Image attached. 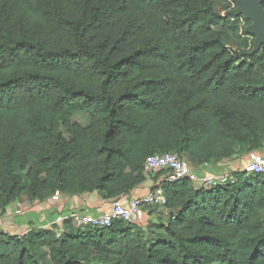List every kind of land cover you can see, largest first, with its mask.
<instances>
[{"label": "trees", "instance_id": "16d2710c", "mask_svg": "<svg viewBox=\"0 0 264 264\" xmlns=\"http://www.w3.org/2000/svg\"><path fill=\"white\" fill-rule=\"evenodd\" d=\"M251 24L211 0H0V214L23 196L124 197L156 154L215 166L261 150L264 44ZM232 175L212 190L161 181L163 237L65 220L0 231V264H264V173Z\"/></svg>", "mask_w": 264, "mask_h": 264}, {"label": "crops", "instance_id": "0c3cea01", "mask_svg": "<svg viewBox=\"0 0 264 264\" xmlns=\"http://www.w3.org/2000/svg\"><path fill=\"white\" fill-rule=\"evenodd\" d=\"M260 158L264 160V147L257 151L250 153L248 155H235L231 159L224 160L223 162L211 166V165H201L197 166L194 163H190L191 167L199 175H222L225 173H249L250 163L255 159ZM163 181V174L155 176L154 174L147 177L144 185L133 189L130 191L124 200H130L134 198H139L146 195L152 189L158 187L160 182ZM108 200H105L97 192L79 196H64L62 194H57L51 198L46 203H42L41 209L34 205H31L26 197H22L18 202L11 204L3 214H0V230L8 231L12 234L20 235L27 231L31 227L39 228H49L53 225V220L58 215H63L66 217L71 211H78L83 214H89L92 216L100 215L106 211L109 206ZM153 208H148L146 212H140L139 223L137 225L145 227L144 222L155 218L154 213H152ZM42 211V213H39ZM166 214L169 212L162 209Z\"/></svg>", "mask_w": 264, "mask_h": 264}, {"label": "built area", "instance_id": "2783aa9c", "mask_svg": "<svg viewBox=\"0 0 264 264\" xmlns=\"http://www.w3.org/2000/svg\"><path fill=\"white\" fill-rule=\"evenodd\" d=\"M160 171H166V174L163 175V181L165 182L173 183L186 179L194 186L206 190L224 187L235 182L232 173L199 175L186 159H180L172 153L156 154L146 158L143 164L144 174H154ZM249 172L264 173V160L255 158L250 163ZM125 197L110 201L106 211L100 215L92 216L78 211H71L66 217L63 215L56 216L53 225L61 227L65 220L72 221L74 228L81 230L108 228L118 221L139 225V215L142 208L160 207L163 209L166 204L164 193L158 187L139 198L124 200ZM61 231L63 230H59L58 235Z\"/></svg>", "mask_w": 264, "mask_h": 264}, {"label": "rangeland", "instance_id": "374dc122", "mask_svg": "<svg viewBox=\"0 0 264 264\" xmlns=\"http://www.w3.org/2000/svg\"><path fill=\"white\" fill-rule=\"evenodd\" d=\"M211 1L214 5L215 10L221 15H225V13H231V14L239 13L245 17L250 16V18L252 19V24L249 27V31L251 32L252 37L254 39L253 45L255 46L257 44L264 43V28H263L262 22L259 21L261 20L260 18L262 17L259 16V12L257 8L258 0H238L236 5L232 3L229 5H224L222 3H219L217 0H211ZM69 113L71 114L73 121L78 122L82 126H85L87 124L88 117L85 113L76 110L74 107L70 108ZM152 175L153 174L149 175L148 177ZM29 201L32 202L31 205H34L41 209L40 205H42V203L39 205V202H35L31 200ZM148 208H151V207H144L142 208L141 211L146 212ZM152 208H153L152 213L156 214L155 218L149 219L144 222L145 227H143L144 229L143 231H145L146 236L149 239H153V238L157 239L159 237H163V233L161 231L160 226L166 222L167 216L160 207H152ZM39 213H42V211H40ZM138 224L141 225V223H138ZM51 226H56V225H51ZM68 227L74 228L72 221H70V223L68 224ZM5 232L8 234H12L11 232H8V231H5ZM16 235H20V233ZM40 264H48V257L46 254L42 255L40 259Z\"/></svg>", "mask_w": 264, "mask_h": 264}, {"label": "water", "instance_id": "95a60500", "mask_svg": "<svg viewBox=\"0 0 264 264\" xmlns=\"http://www.w3.org/2000/svg\"><path fill=\"white\" fill-rule=\"evenodd\" d=\"M261 0H258V4H257V8H258V12H259V16L262 17L260 18L261 20H259L260 22H262V25H263V28H264V12H262L260 9H259V3H260ZM236 14H239V13H236ZM245 17V16H244ZM246 19H250L252 21V19L250 18V16H247L245 17ZM249 31V29H248ZM250 32V31H249ZM251 33V32H250ZM264 44V43H263ZM260 45V44H257L255 45L256 47Z\"/></svg>", "mask_w": 264, "mask_h": 264}]
</instances>
